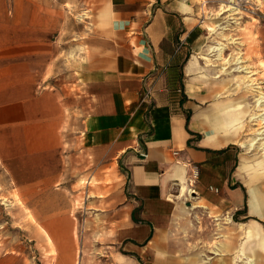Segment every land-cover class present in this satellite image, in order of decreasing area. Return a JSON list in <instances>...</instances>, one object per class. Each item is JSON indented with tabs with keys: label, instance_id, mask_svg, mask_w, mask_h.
I'll return each instance as SVG.
<instances>
[{
	"label": "crops",
	"instance_id": "0c3cea01",
	"mask_svg": "<svg viewBox=\"0 0 264 264\" xmlns=\"http://www.w3.org/2000/svg\"><path fill=\"white\" fill-rule=\"evenodd\" d=\"M72 1L80 20L64 25V45L47 28L35 47L17 34L15 46L0 41V162L37 261L218 264L194 243L264 223V167L248 155L238 91L218 64L248 73L241 56L224 57L235 39L208 24L222 39L206 45V0ZM253 34L264 55V22ZM8 233L0 264H30L31 244Z\"/></svg>",
	"mask_w": 264,
	"mask_h": 264
},
{
	"label": "rangeland",
	"instance_id": "374dc122",
	"mask_svg": "<svg viewBox=\"0 0 264 264\" xmlns=\"http://www.w3.org/2000/svg\"><path fill=\"white\" fill-rule=\"evenodd\" d=\"M228 3L229 0H206L204 2V42L206 45L222 39L221 36L216 37V34L212 32L209 33L208 24L214 27L219 22L223 21V19L219 17V12H221L222 8L225 7L224 5ZM77 4L76 1L72 0H0V41L8 40L9 42L6 44L8 47L15 46L17 38L11 41L12 39L10 36L15 37L17 34L23 38L21 39L22 46L29 45L32 42L33 47H35L34 43L38 41L37 37L41 36L44 29L47 28L53 30L47 34V38L52 41L61 40L62 43L61 41L60 43L64 45L65 33L62 32L64 25H70L74 22L77 23L80 20V17L77 15L81 9L77 8ZM233 4L237 7V12L233 14L235 22H232L228 26L224 35L234 38L236 43L229 44L224 53V57H230L233 60L237 56H241L243 61L242 64L246 66L248 73L235 71L232 74H226L222 71L223 63L218 61V64L223 76L230 80L232 89H236V92L238 91V97H236V99L239 100V105L234 107L243 111L240 113L241 120H243V124L241 125L240 123V134L245 141L248 139L251 141L256 131L262 126L261 122L253 121L251 117L258 113L255 107L257 95H259L260 92L264 93V55L255 48V38L253 34V27L264 22V0H235ZM53 26L56 27L54 28ZM3 35L5 37L2 38ZM242 39L244 43L248 42V52L244 55H242L241 49H239L241 43H238L242 41ZM235 45L236 47L238 46V48H236ZM248 82L252 83L253 88L246 87ZM247 152L249 157L254 159V163H258L260 168L264 167L263 146L255 147L251 150H247ZM53 189L61 190L60 188ZM77 191H79V189ZM58 199L60 198L58 197ZM77 201H81V197H78ZM18 208H23L22 200L17 194L12 178L6 173L0 162V232L1 230L5 231L8 229V238L14 245L17 244V241L25 238L26 244H31V249L33 251L29 252L30 264H41V262L37 261V258L39 257L38 252L40 249L42 250V248L40 247L39 249L36 247L33 249L32 245L34 246V243H37V246H40V244L27 239V226H23L22 220L19 221L21 224H18L17 221ZM25 212L26 216L28 215L32 222L33 218L31 214L27 209H25ZM227 221L229 224L234 223L230 217L227 218ZM261 223L262 227L260 223L257 224V226L259 232L264 237V223ZM229 224L226 225L228 226ZM196 225L197 229L201 227L202 229L204 228L201 222H197ZM254 225L252 220L247 223L237 224L236 230L238 234H234L237 237H232L233 241L236 242L237 245L240 243H244L245 245L247 242L246 229L248 230L249 227H253ZM222 230V224L218 222L216 224L215 233L217 239L222 236ZM227 237L228 236L225 235V238ZM194 244H197V247H195L197 252L200 254L202 253L206 260L211 258L213 262L218 259V264L223 261L221 260L223 253H218V255L214 254L215 250L222 249L223 243H218V241L214 243L210 240L202 242L201 245H199L198 241ZM214 244L216 246L215 248ZM230 260H232L233 264L238 261L237 250H234V255ZM241 263L244 264L243 262Z\"/></svg>",
	"mask_w": 264,
	"mask_h": 264
},
{
	"label": "bare ground",
	"instance_id": "6f19581e",
	"mask_svg": "<svg viewBox=\"0 0 264 264\" xmlns=\"http://www.w3.org/2000/svg\"><path fill=\"white\" fill-rule=\"evenodd\" d=\"M234 2L235 0H229V3L227 5H224L225 7H223L221 12H219V17L223 19V21L219 22L217 24V27L225 29L232 22L235 21V19L233 18V14L236 12L237 7L233 4ZM225 46L226 45L224 43H218L211 48V51H214V53H216L217 58L221 59L225 50ZM239 62L240 61L238 60V66L233 68V71L243 70ZM252 86L253 85L250 82H248L246 85L247 88ZM255 107L258 113L252 116L251 120L261 122L262 126L256 131L255 136L249 142L248 150L259 146H263L264 149V93L260 92L259 95H257ZM190 192L192 191L190 190ZM246 233L247 242L245 245L244 243H240L239 245H237L236 242L233 241L232 237H230L228 242L223 243L222 249H217L214 251L215 254L218 255V253H223L222 256H225V249L236 248L238 261H236L235 264H242L241 262H243L244 264H264V237L261 235V233L256 227L252 226L249 227L248 230L246 229ZM219 264L230 263H227L225 260H223L219 262ZM231 264H233L232 260Z\"/></svg>",
	"mask_w": 264,
	"mask_h": 264
},
{
	"label": "trees",
	"instance_id": "16d2710c",
	"mask_svg": "<svg viewBox=\"0 0 264 264\" xmlns=\"http://www.w3.org/2000/svg\"><path fill=\"white\" fill-rule=\"evenodd\" d=\"M180 89V88H179ZM178 90H176L175 92H174V94L172 95V101H174V102H176V101H178V99L180 100V99H182V95L180 94V93H178L177 92Z\"/></svg>",
	"mask_w": 264,
	"mask_h": 264
},
{
	"label": "built area",
	"instance_id": "2783aa9c",
	"mask_svg": "<svg viewBox=\"0 0 264 264\" xmlns=\"http://www.w3.org/2000/svg\"><path fill=\"white\" fill-rule=\"evenodd\" d=\"M177 92H178V93H180V92H181V90H178Z\"/></svg>",
	"mask_w": 264,
	"mask_h": 264
}]
</instances>
